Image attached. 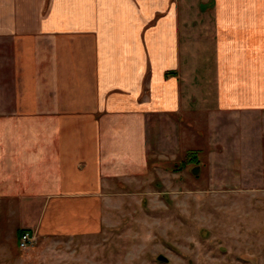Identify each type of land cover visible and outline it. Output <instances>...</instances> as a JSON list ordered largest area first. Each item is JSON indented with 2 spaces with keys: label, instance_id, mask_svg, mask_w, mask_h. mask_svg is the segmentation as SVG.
Here are the masks:
<instances>
[{
  "label": "crops",
  "instance_id": "1",
  "mask_svg": "<svg viewBox=\"0 0 264 264\" xmlns=\"http://www.w3.org/2000/svg\"><path fill=\"white\" fill-rule=\"evenodd\" d=\"M194 114L232 117L238 161L247 119L264 162V0H0L11 238L99 232L114 189L181 156Z\"/></svg>",
  "mask_w": 264,
  "mask_h": 264
},
{
  "label": "rangeland",
  "instance_id": "2",
  "mask_svg": "<svg viewBox=\"0 0 264 264\" xmlns=\"http://www.w3.org/2000/svg\"><path fill=\"white\" fill-rule=\"evenodd\" d=\"M212 118L190 116L176 161L114 189L95 234L35 236L22 249L1 215L0 264H264V162L249 155L247 119L238 161L232 117Z\"/></svg>",
  "mask_w": 264,
  "mask_h": 264
},
{
  "label": "built area",
  "instance_id": "3",
  "mask_svg": "<svg viewBox=\"0 0 264 264\" xmlns=\"http://www.w3.org/2000/svg\"><path fill=\"white\" fill-rule=\"evenodd\" d=\"M35 239L34 235L28 231L25 230L23 234L21 235L19 246L24 249L26 248L33 240Z\"/></svg>",
  "mask_w": 264,
  "mask_h": 264
},
{
  "label": "trees",
  "instance_id": "4",
  "mask_svg": "<svg viewBox=\"0 0 264 264\" xmlns=\"http://www.w3.org/2000/svg\"><path fill=\"white\" fill-rule=\"evenodd\" d=\"M168 163H172V162H168ZM183 164H185V162L181 163L179 168L173 167V170H178V169L182 168L183 167ZM24 231L25 230H23V229L18 230V244H19L21 235L23 234Z\"/></svg>",
  "mask_w": 264,
  "mask_h": 264
},
{
  "label": "water",
  "instance_id": "5",
  "mask_svg": "<svg viewBox=\"0 0 264 264\" xmlns=\"http://www.w3.org/2000/svg\"><path fill=\"white\" fill-rule=\"evenodd\" d=\"M159 259H162V260L166 261L167 258H165L164 256L161 255V256H159Z\"/></svg>",
  "mask_w": 264,
  "mask_h": 264
},
{
  "label": "flooded vegetation",
  "instance_id": "6",
  "mask_svg": "<svg viewBox=\"0 0 264 264\" xmlns=\"http://www.w3.org/2000/svg\"><path fill=\"white\" fill-rule=\"evenodd\" d=\"M164 257L167 258L166 256H164ZM159 260L164 261V262H167L168 261V258L166 259V261L165 260H162V259H159Z\"/></svg>",
  "mask_w": 264,
  "mask_h": 264
}]
</instances>
